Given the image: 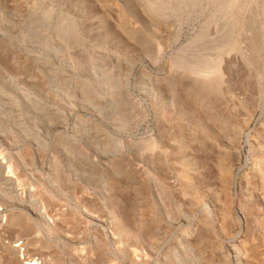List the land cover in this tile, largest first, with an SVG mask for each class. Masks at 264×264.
I'll list each match as a JSON object with an SVG mask.
<instances>
[{
  "label": "rangeland",
  "instance_id": "1",
  "mask_svg": "<svg viewBox=\"0 0 264 264\" xmlns=\"http://www.w3.org/2000/svg\"><path fill=\"white\" fill-rule=\"evenodd\" d=\"M263 106L264 0H0V199L9 175L59 214L4 208L8 234L46 264H264Z\"/></svg>",
  "mask_w": 264,
  "mask_h": 264
},
{
  "label": "bare ground",
  "instance_id": "2",
  "mask_svg": "<svg viewBox=\"0 0 264 264\" xmlns=\"http://www.w3.org/2000/svg\"><path fill=\"white\" fill-rule=\"evenodd\" d=\"M263 114L264 106L261 108V115ZM258 150L264 152V148L262 147H258ZM259 159L260 160L257 161L253 160L255 170L260 169V167L264 165V163H262L264 161V158ZM2 183H4V185H6L7 188L10 189V191L14 190L15 182L9 175L3 176ZM10 191L6 193L4 192L0 199V256L2 258L0 264H46L47 258L43 256L42 252L39 253L40 251L36 252V250L34 251V253L30 252L29 244L25 240L21 239L20 235L16 232L18 231L17 229H14V233H10V235L8 234V228L13 227L12 225L14 223L11 225L12 221L9 220L7 217L2 216L1 212L4 208H9L13 211H19L23 214V216L25 215L26 219L31 218V215L33 214L32 219L34 221L37 231L48 233L57 230V226L55 223L58 219L59 214L57 213V211H55L52 215L53 221L47 222L45 220L43 207L44 205L42 201L38 199L32 200L31 194L28 191L25 193H18L17 190H14V192ZM16 207L18 209H16ZM254 207L259 213L258 215L262 216L264 222V201H260L258 198H256L254 200ZM83 215L86 220L91 219L86 213H84ZM239 221L243 222V218L241 216L239 217ZM88 232L89 231H87V233ZM236 238H242L240 232L236 233ZM21 249L23 250L20 251ZM245 261V256L235 258V264H242Z\"/></svg>",
  "mask_w": 264,
  "mask_h": 264
}]
</instances>
